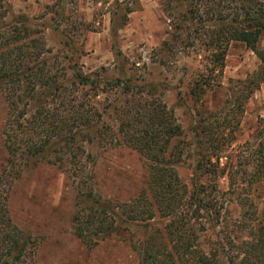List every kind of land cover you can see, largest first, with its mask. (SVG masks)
Segmentation results:
<instances>
[{"label":"trees","instance_id":"16d2710c","mask_svg":"<svg viewBox=\"0 0 264 264\" xmlns=\"http://www.w3.org/2000/svg\"><path fill=\"white\" fill-rule=\"evenodd\" d=\"M161 8L170 34L153 51L156 61L166 66L175 63L177 54H203L205 69L189 89L194 102H201L207 89L217 85L233 42L242 43L260 61L243 99L264 83V47L259 46L264 38V0H163ZM39 34L26 18L9 22L0 32V91L7 106L2 133L9 171H15L20 159L44 156L53 148L67 153L79 194L73 215L75 234L89 247L118 231V219L124 224H149L158 217L166 223L163 230L152 227L139 244L140 264H264V221L240 243L229 236L219 238L214 249L205 250L199 244V229L204 232L206 225L220 220L223 194L213 182L188 191L181 181L176 165L183 147L172 143L183 132L162 100L160 85H136L130 76L93 78L80 71L68 79L58 56L45 57L50 51ZM117 89L123 97L114 103L105 101L101 112L97 98ZM108 110L115 130L101 122ZM216 121L199 123L195 161V171L214 180L220 174L217 162L225 135L224 126ZM91 133L100 143L129 147L147 161L146 187L129 202L103 201L94 193L90 156L84 157L83 149V143L92 141ZM263 150L257 149L260 161L248 184L264 179ZM8 172H0V264H19L27 251L32 254V248L13 224L2 195L1 184ZM238 200L243 207H251L248 198Z\"/></svg>","mask_w":264,"mask_h":264},{"label":"rangeland","instance_id":"374dc122","mask_svg":"<svg viewBox=\"0 0 264 264\" xmlns=\"http://www.w3.org/2000/svg\"><path fill=\"white\" fill-rule=\"evenodd\" d=\"M162 1L0 0V32L9 22L26 18L40 33L45 50L50 51L45 57L58 56L68 79L80 71L93 78L130 76L136 85H160L162 100L183 132L172 143L183 147L181 162L176 165L181 181L188 191L213 182L223 194L220 220L206 225L204 232L199 229V244L205 250L214 249L219 238L229 236L240 243L264 221V179L253 184L247 180L260 161L257 149H264V83L243 99L260 61L242 43H231L217 85L207 89L201 102H194L189 89L198 72L205 69L203 54H177L175 63L166 66L153 54L170 34ZM259 46H264V38ZM122 97L119 89L100 94L101 112L106 102ZM6 112L0 91V172L9 171L2 133ZM111 115L108 110L101 122L115 130ZM215 120L224 126L225 135L221 144L224 151L217 162L220 174L214 180L196 172L195 161L201 135L198 125ZM91 134L92 141L83 143V149L84 157L90 156L88 171L94 193L103 201L129 202L146 187L147 161L129 147L105 145ZM57 152L53 148L44 156L20 159L1 184L10 218L32 248V254L27 251L19 264H140L139 244L145 242L152 227L163 230L166 222L156 217L149 224H124L118 219V231L95 240L93 247L87 246L76 236L73 222L79 200L77 179L72 175L69 155ZM239 198H248L251 207H243Z\"/></svg>","mask_w":264,"mask_h":264},{"label":"crops","instance_id":"0c3cea01","mask_svg":"<svg viewBox=\"0 0 264 264\" xmlns=\"http://www.w3.org/2000/svg\"><path fill=\"white\" fill-rule=\"evenodd\" d=\"M259 45H260V41H259ZM264 47V46H263Z\"/></svg>","mask_w":264,"mask_h":264}]
</instances>
